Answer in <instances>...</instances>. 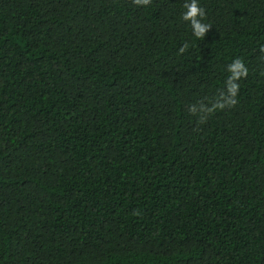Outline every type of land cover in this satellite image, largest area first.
I'll use <instances>...</instances> for the list:
<instances>
[{"label":"trees","instance_id":"trees-1","mask_svg":"<svg viewBox=\"0 0 264 264\" xmlns=\"http://www.w3.org/2000/svg\"><path fill=\"white\" fill-rule=\"evenodd\" d=\"M195 2L0 0V264H264V0Z\"/></svg>","mask_w":264,"mask_h":264},{"label":"clouds","instance_id":"clouds-1","mask_svg":"<svg viewBox=\"0 0 264 264\" xmlns=\"http://www.w3.org/2000/svg\"><path fill=\"white\" fill-rule=\"evenodd\" d=\"M134 4L141 5L145 4L147 5L149 3V0H133ZM187 8V12L183 15V19H189L192 18L193 20V27L195 30V36L196 37H202L203 33L205 32L207 25H201L198 23L194 18L197 15H204L203 9L197 6L195 0H193V3L191 5H185ZM232 72V75L228 78L227 83L229 84L228 92L231 97H235L237 94V90L239 88V85L236 83H232V80H237L242 77H246L248 74V70L244 67L242 61L240 59H236L234 61V64L229 69ZM229 105H234L236 103L235 99H230L228 101ZM223 104H216L213 106V108H223ZM213 109H208L209 112H211Z\"/></svg>","mask_w":264,"mask_h":264}]
</instances>
